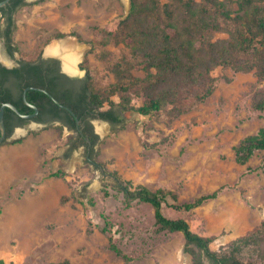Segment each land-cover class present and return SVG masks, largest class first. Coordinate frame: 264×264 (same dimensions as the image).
<instances>
[{
  "label": "rangeland",
  "instance_id": "rangeland-1",
  "mask_svg": "<svg viewBox=\"0 0 264 264\" xmlns=\"http://www.w3.org/2000/svg\"><path fill=\"white\" fill-rule=\"evenodd\" d=\"M130 7L131 0H27L15 14V58H62L47 48L73 36L86 47L81 69L70 73L90 75L93 85L106 86L116 78L101 56L98 39L103 28L116 29ZM221 36L227 33L215 34ZM106 48L120 55L125 46L110 43ZM2 61L13 65V60ZM213 74L218 77L214 92L179 116L164 110L150 117L117 104L122 121H106L103 133L98 125L105 121L94 117L99 139L89 154L75 130L64 126L60 133L56 122L28 120L17 127L0 145V258L7 264H48L65 258L72 264H192L184 251V234L160 229L150 203H129L114 189L115 170L135 185L172 189L181 201L222 188L217 198L192 210L163 207L171 218H186L193 230L217 235L215 249L260 224L264 150L240 163L236 146L264 126V110L254 104L264 79L255 71L224 66ZM114 99L119 102V95ZM100 162L106 168H97ZM59 169L67 174H52ZM107 220L132 260L110 248L101 230Z\"/></svg>",
  "mask_w": 264,
  "mask_h": 264
},
{
  "label": "trees",
  "instance_id": "trees-1",
  "mask_svg": "<svg viewBox=\"0 0 264 264\" xmlns=\"http://www.w3.org/2000/svg\"><path fill=\"white\" fill-rule=\"evenodd\" d=\"M25 4V0H18L15 9ZM9 25V40L12 41L15 19L9 17ZM102 31L98 44L103 46L101 56L111 64L115 73L114 82L95 86L87 75L83 102L76 103L70 95L57 92L52 84L53 76L49 74L47 79L42 66L35 62L37 58H32L24 67H0V108L5 101H12L22 112L28 111L23 92L29 84H21L23 70L39 73L38 79L31 83L50 89L80 117L100 116L114 125L122 121L117 104L150 117L164 110L172 117L189 111L214 92L218 77L213 71L218 66L255 71L260 79H264V0H131L130 11L117 28H103ZM217 33H227V36L215 37ZM110 43L123 44L125 49L120 55H114L106 48ZM10 48L16 49L11 45ZM135 70H142L145 74H136ZM12 90L19 96L15 97ZM116 94L120 97L119 102L114 99ZM27 97L39 106L44 119L61 118L63 123L73 121L81 138L76 118L72 119L71 113L62 114L59 105L53 101L48 103L47 99H51L47 92L29 89ZM134 99H141L142 103L136 105ZM254 104L257 110H264V88L257 93ZM12 113L13 109L7 107L5 118L8 126ZM18 116L19 125L28 121ZM63 123L56 125L60 133ZM8 128L10 135L14 128ZM87 129H90L95 144L99 134L93 131L89 119ZM83 142L88 146V154L91 153L89 141L84 137ZM257 150H264V126L236 146L238 162H248ZM102 165L105 167V163L100 162L97 168L104 169ZM52 174L60 176L67 172L59 169ZM112 176L114 189L122 192L129 203L141 201L154 207L160 229L184 234V251L191 255L192 264H264V220L247 233L215 249L212 243L217 235L201 234L193 230L186 218H171L164 213V205L192 210L217 198L222 188L192 201H181L179 194L172 189L160 187L153 190L144 184L135 185L117 170ZM109 223L107 220L101 230L108 235L110 248L124 259L132 260L133 257L118 244ZM88 232H93V228L90 227ZM0 264L7 262L0 258ZM48 264H72V261L65 258Z\"/></svg>",
  "mask_w": 264,
  "mask_h": 264
},
{
  "label": "flooded vegetation",
  "instance_id": "flooded-vegetation-1",
  "mask_svg": "<svg viewBox=\"0 0 264 264\" xmlns=\"http://www.w3.org/2000/svg\"><path fill=\"white\" fill-rule=\"evenodd\" d=\"M0 1H4V0H0ZM17 1L18 0H9L5 4L0 5L1 50L5 53L7 61H8V59L13 60V65L10 66V65L6 64L4 61H2V59H0V67H8V68L24 67V65L29 60H31V59H24V58L16 59L15 58V50L16 49L12 50L10 48V45L14 46V47H16V45L14 43V39L12 41L9 40L10 39L9 38L10 37V35H9V26H10L9 25V17H11L12 19H15V14H16L17 10L23 6V5H20V6H18L17 9H15ZM25 1L27 2V0H25ZM36 60L37 61H35V62L39 63L42 66L43 75H45L47 79L50 78L48 76L49 74H51V77L53 76L52 84L59 94L70 95L71 99L73 101H75L76 103L83 102L82 101V94L84 92L83 87L85 85V76L74 75V74H71L69 71H66L64 69V66H63V60L60 57H56V56L44 57V56H42L41 58H37ZM38 75H39V73L37 74L36 72L33 73V72L28 71V70H23V74H22L21 79H20L21 84H26V83L29 84L28 86L25 87V89L29 86H38V85H35L34 83H31V82H34V80L38 79L37 78ZM38 87H40V86H38ZM43 88H45V87H43ZM25 89H24V91H25ZM48 90L56 97V95L50 89H48ZM12 93L15 97L19 96V93L17 91H13ZM23 97H24V92H23ZM49 97L51 100L49 101V99H47L48 103L51 104V102L53 101L52 103H56L57 105H59V109H60L62 114L70 115V113H71L72 119L76 118L77 127L80 129L79 132L82 133L80 140L83 141V138L85 137L89 141V152H90L92 149V146H93V138H92V134H91L90 129H87V119H89L92 122L93 131L95 133H97L95 131L94 123H93L94 117H92L91 114L89 116H87L86 118L83 116L80 117L77 114V112L70 105H68L66 103V101H64L63 99L56 97L60 100V103H59L50 94H49ZM24 101H25V99H24ZM25 103L28 105L27 106L28 111L23 112V113L29 114V113H34L36 111V109L33 106L29 105L26 101H25ZM34 104H36V103H34ZM65 106L71 107L76 112L78 117L76 115H74L72 113V111L69 110ZM38 108H39V106H38ZM5 115H6V110H5ZM18 115H20V114L15 109H13L12 116L9 120V126L10 127L12 126L14 128L13 131L11 132V134L15 131V129L17 127L21 126V125H19L20 118ZM20 117H23V116L21 115ZM43 117L44 116L41 114V110L39 108L38 113L35 116L27 118V119L28 120H34L38 124H49V123H54V122H56V123L58 122V124L63 123V120L61 118L44 119ZM24 118H26V117H24ZM108 121L111 124H113L110 120H108ZM5 122H6V118H5ZM63 124L65 127H68L70 130H75L76 132H78V130H76V128L73 126V121H71L69 123H63ZM9 126L6 123L7 138L11 135V134L8 135V129H9L8 127Z\"/></svg>",
  "mask_w": 264,
  "mask_h": 264
},
{
  "label": "bare ground",
  "instance_id": "bare-ground-1",
  "mask_svg": "<svg viewBox=\"0 0 264 264\" xmlns=\"http://www.w3.org/2000/svg\"><path fill=\"white\" fill-rule=\"evenodd\" d=\"M126 1L128 2V0ZM85 47L75 37L67 36L51 43L47 48V52L62 56L64 69L76 73L80 70L79 61L82 58ZM0 59L6 60V55L1 49ZM98 128L103 133L107 129L106 121L100 123Z\"/></svg>",
  "mask_w": 264,
  "mask_h": 264
},
{
  "label": "water",
  "instance_id": "water-1",
  "mask_svg": "<svg viewBox=\"0 0 264 264\" xmlns=\"http://www.w3.org/2000/svg\"><path fill=\"white\" fill-rule=\"evenodd\" d=\"M7 1H9V0L0 1V5L5 4ZM28 89L43 90V91L49 93L57 102L60 103V100L58 98H56L47 88L38 87V86H29L24 91V99H25V101L29 105L33 106L36 109V111L34 113H29V114L28 113H23L20 110V108L16 104L11 102V101H6V102L2 103L1 109H0V145H2L5 142V140L7 139V127H6V122H5V110H6L7 107H11V108L15 109L20 115H22L23 117H26V118L33 117V116H35L38 113V110H39L38 106L36 104L32 103L27 97ZM65 107H67L69 110L72 111V113L74 115L77 116L76 112L71 107H69V106H65ZM101 119H103L104 121H108V120H106L104 118H101Z\"/></svg>",
  "mask_w": 264,
  "mask_h": 264
}]
</instances>
